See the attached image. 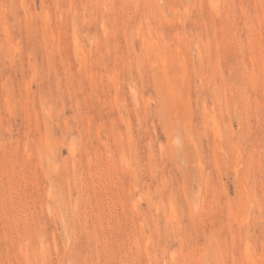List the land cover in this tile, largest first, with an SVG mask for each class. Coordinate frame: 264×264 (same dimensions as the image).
<instances>
[{"label":"rangeland","instance_id":"rangeland-1","mask_svg":"<svg viewBox=\"0 0 264 264\" xmlns=\"http://www.w3.org/2000/svg\"><path fill=\"white\" fill-rule=\"evenodd\" d=\"M0 264H264V0H0Z\"/></svg>","mask_w":264,"mask_h":264},{"label":"bare ground","instance_id":"bare-ground-1","mask_svg":"<svg viewBox=\"0 0 264 264\" xmlns=\"http://www.w3.org/2000/svg\"><path fill=\"white\" fill-rule=\"evenodd\" d=\"M247 248V247H246ZM248 249V248H247ZM247 253H248V251H247Z\"/></svg>","mask_w":264,"mask_h":264}]
</instances>
